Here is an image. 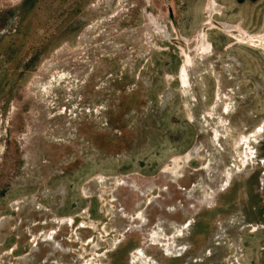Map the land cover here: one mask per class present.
<instances>
[{
    "label": "rangeland",
    "instance_id": "374dc122",
    "mask_svg": "<svg viewBox=\"0 0 264 264\" xmlns=\"http://www.w3.org/2000/svg\"><path fill=\"white\" fill-rule=\"evenodd\" d=\"M0 264H264V0H0Z\"/></svg>",
    "mask_w": 264,
    "mask_h": 264
},
{
    "label": "bare ground",
    "instance_id": "6f19581e",
    "mask_svg": "<svg viewBox=\"0 0 264 264\" xmlns=\"http://www.w3.org/2000/svg\"><path fill=\"white\" fill-rule=\"evenodd\" d=\"M207 45V44H206ZM184 71V74H186V72H185V69L183 70ZM185 80V79H184ZM186 81V80H185ZM257 133H258V131H256V134L254 135V136H256L257 135ZM246 144H248V145H246L247 147H248V149H249V147H250V143H248L249 141H248V139H246Z\"/></svg>",
    "mask_w": 264,
    "mask_h": 264
}]
</instances>
